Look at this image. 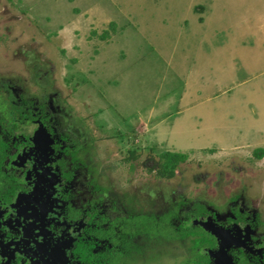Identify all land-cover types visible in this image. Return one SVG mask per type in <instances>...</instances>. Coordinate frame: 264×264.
<instances>
[{"label": "rangeland", "instance_id": "1", "mask_svg": "<svg viewBox=\"0 0 264 264\" xmlns=\"http://www.w3.org/2000/svg\"><path fill=\"white\" fill-rule=\"evenodd\" d=\"M263 20L264 0H0V84L48 97L91 179L144 187L161 230L191 198L264 213ZM163 151L186 154L168 180L154 174Z\"/></svg>", "mask_w": 264, "mask_h": 264}, {"label": "flooded vegetation", "instance_id": "2", "mask_svg": "<svg viewBox=\"0 0 264 264\" xmlns=\"http://www.w3.org/2000/svg\"><path fill=\"white\" fill-rule=\"evenodd\" d=\"M21 95L44 109L17 117L19 130L0 154V264H264L263 212L237 199L218 209L191 198L161 230L157 217L165 211L154 199L144 205V187L91 179L80 133L48 97ZM25 146L26 157L12 165L9 152ZM126 150V161L140 156ZM158 168L159 161L161 179ZM150 213L157 214L154 228L145 227Z\"/></svg>", "mask_w": 264, "mask_h": 264}, {"label": "trees", "instance_id": "3", "mask_svg": "<svg viewBox=\"0 0 264 264\" xmlns=\"http://www.w3.org/2000/svg\"><path fill=\"white\" fill-rule=\"evenodd\" d=\"M21 94L16 93L15 87L9 82L0 84V154L7 147V143L11 141L13 134L19 130L17 117L29 116L32 112L42 111L43 103L31 106L29 101L21 102ZM40 116L44 114L39 112ZM37 113H35V117ZM46 118L49 119L46 114ZM263 154L262 149L255 151V156L260 157ZM186 159V154L181 152L163 151L159 153L158 176L162 178H171L175 174V170L179 164ZM12 191L6 194L11 195Z\"/></svg>", "mask_w": 264, "mask_h": 264}, {"label": "crops", "instance_id": "4", "mask_svg": "<svg viewBox=\"0 0 264 264\" xmlns=\"http://www.w3.org/2000/svg\"><path fill=\"white\" fill-rule=\"evenodd\" d=\"M263 22H264V20L262 22H260V24L262 25Z\"/></svg>", "mask_w": 264, "mask_h": 264}]
</instances>
